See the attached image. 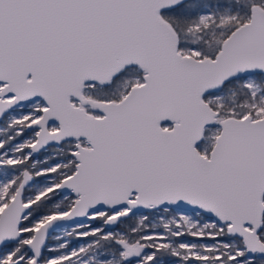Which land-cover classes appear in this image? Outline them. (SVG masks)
I'll return each instance as SVG.
<instances>
[{"label":"snow or ice","instance_id":"1","mask_svg":"<svg viewBox=\"0 0 264 264\" xmlns=\"http://www.w3.org/2000/svg\"><path fill=\"white\" fill-rule=\"evenodd\" d=\"M0 264H264V0H0Z\"/></svg>","mask_w":264,"mask_h":264}]
</instances>
